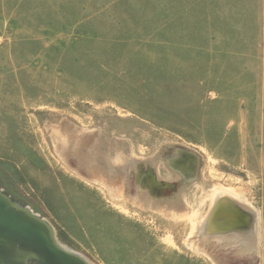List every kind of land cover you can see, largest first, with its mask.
Segmentation results:
<instances>
[{
    "label": "rangeland",
    "instance_id": "rangeland-1",
    "mask_svg": "<svg viewBox=\"0 0 264 264\" xmlns=\"http://www.w3.org/2000/svg\"><path fill=\"white\" fill-rule=\"evenodd\" d=\"M67 124L127 159L133 212L57 155ZM0 188L95 264H264L160 213L235 190L264 243V0H0Z\"/></svg>",
    "mask_w": 264,
    "mask_h": 264
},
{
    "label": "bare ground",
    "instance_id": "bare-ground-1",
    "mask_svg": "<svg viewBox=\"0 0 264 264\" xmlns=\"http://www.w3.org/2000/svg\"><path fill=\"white\" fill-rule=\"evenodd\" d=\"M69 125L68 127L66 126L65 137L62 138L59 135L57 136V139L55 141V150L58 153L57 155L66 159L68 154H74L79 160L80 164L85 166L87 171L91 174L93 178L91 181L100 186L102 190H104V192L109 195L108 199H111L110 202H112V204L121 203L123 205L122 209L130 213L131 209L127 207L129 204V199L124 198L123 196V194H126L128 192V185L130 184V172L129 169L127 170L126 168L127 159L123 160L124 156L120 154V152H116L115 156H112L110 152H106L107 154L104 153L103 150H101V148H103L102 141L99 142L94 139V137L96 136L94 135L95 133H79L80 130H77L76 127H74L76 129H73V126L70 127ZM58 132L59 134H61L59 130ZM113 145H115V143ZM117 160L120 163H117ZM51 163L53 167L58 168L54 162ZM147 178H150L149 180L151 181L154 189L158 190L155 186L156 180H154L152 172H149ZM223 191H225V188L220 189L219 194L217 193L216 196L212 194L210 209L200 218H196V220H193L192 218L195 211H190L186 206H183V209L175 207L169 212L168 210H160V213L162 215L170 216L174 218V220H181V223H186L188 225L190 224L191 231H188L189 233L184 232L185 237L183 238V244L186 245V247H189L191 251H195L200 253L201 255L206 256L211 262H216L217 259L215 257V254L210 250L211 246L213 245L224 250L233 249V252H235L237 255H249L252 257L255 255H260V250L262 249V245H264V243L262 244L260 239L261 218L259 210L256 209L251 202L245 199L246 197L242 195L243 193L240 194V192H237L235 190L231 191V189L227 192ZM143 198H146L145 192H143ZM224 198H228V200L230 199L234 201L236 205H239L240 207L244 208V210H246L247 215L240 216L245 224L244 226L226 231H215L209 227V222L212 218V215L214 214L216 205L220 202L221 199ZM142 202L145 205H151V202L143 200L142 196H139L138 202L136 204L139 203L141 205ZM144 204L142 205L144 206ZM193 221H195V223H193ZM228 223L229 221L227 218L221 221V224ZM173 233L174 232L172 231L171 234L173 235V239L171 241H174V244L176 242L174 240Z\"/></svg>",
    "mask_w": 264,
    "mask_h": 264
},
{
    "label": "water",
    "instance_id": "water-1",
    "mask_svg": "<svg viewBox=\"0 0 264 264\" xmlns=\"http://www.w3.org/2000/svg\"><path fill=\"white\" fill-rule=\"evenodd\" d=\"M246 210L228 198L216 205L209 227L226 231L244 226ZM225 218L228 224H221ZM94 264L62 243L54 225L0 188V264Z\"/></svg>",
    "mask_w": 264,
    "mask_h": 264
},
{
    "label": "flooded vegetation",
    "instance_id": "flooded-vegetation-1",
    "mask_svg": "<svg viewBox=\"0 0 264 264\" xmlns=\"http://www.w3.org/2000/svg\"><path fill=\"white\" fill-rule=\"evenodd\" d=\"M31 263H35V262H31ZM31 263H30V264H31Z\"/></svg>",
    "mask_w": 264,
    "mask_h": 264
}]
</instances>
